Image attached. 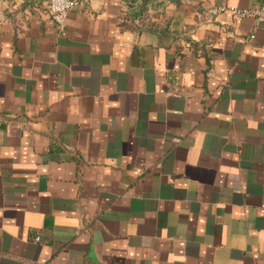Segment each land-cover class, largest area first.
Listing matches in <instances>:
<instances>
[{"label": "crops", "instance_id": "1", "mask_svg": "<svg viewBox=\"0 0 264 264\" xmlns=\"http://www.w3.org/2000/svg\"><path fill=\"white\" fill-rule=\"evenodd\" d=\"M140 1L0 0V264H264L262 0Z\"/></svg>", "mask_w": 264, "mask_h": 264}, {"label": "built area", "instance_id": "2", "mask_svg": "<svg viewBox=\"0 0 264 264\" xmlns=\"http://www.w3.org/2000/svg\"><path fill=\"white\" fill-rule=\"evenodd\" d=\"M78 5L79 0H48V13L60 29H63L69 11ZM223 12H230L236 19L252 17L257 22H264V0L258 6L249 8H238L226 5L210 6L204 10V19L211 21ZM253 37V35H250L249 39ZM34 240L39 241L40 237L36 235Z\"/></svg>", "mask_w": 264, "mask_h": 264}, {"label": "trees", "instance_id": "3", "mask_svg": "<svg viewBox=\"0 0 264 264\" xmlns=\"http://www.w3.org/2000/svg\"><path fill=\"white\" fill-rule=\"evenodd\" d=\"M151 2L152 0H141L140 3H138L137 7L134 8V13L142 14L144 11H146Z\"/></svg>", "mask_w": 264, "mask_h": 264}]
</instances>
